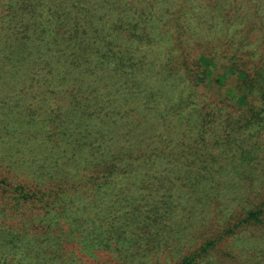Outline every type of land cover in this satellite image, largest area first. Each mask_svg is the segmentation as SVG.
Instances as JSON below:
<instances>
[{"label": "trees", "instance_id": "trees-1", "mask_svg": "<svg viewBox=\"0 0 264 264\" xmlns=\"http://www.w3.org/2000/svg\"><path fill=\"white\" fill-rule=\"evenodd\" d=\"M189 1L205 26L187 0H0V190L17 218L0 229V264L96 251L223 264L231 235L264 261V199L203 244L187 238L189 201L223 210L237 177L264 195V29L226 39L230 0Z\"/></svg>", "mask_w": 264, "mask_h": 264}, {"label": "rangeland", "instance_id": "rangeland-1", "mask_svg": "<svg viewBox=\"0 0 264 264\" xmlns=\"http://www.w3.org/2000/svg\"><path fill=\"white\" fill-rule=\"evenodd\" d=\"M188 2H191L187 0ZM228 2V0L226 1ZM256 0H230V4H228L226 15L228 16L225 21L222 22L223 19H220L216 25L217 32L222 37L226 39H238L241 38L245 33L243 29L244 25L251 24L255 25L256 27L261 26V29H264V13H262V10H258ZM194 3L191 2L190 5V11L188 12L187 17L190 19V25L196 27V22H204L203 19L198 16V12L195 8H193ZM258 7V8H257ZM248 8V9H247ZM202 17L206 19L205 16ZM244 21V22H243ZM205 26V24H204ZM258 37L264 38V33L257 34ZM226 77L227 75L224 74ZM16 171V170H15ZM10 176L12 177L10 180L12 185L17 184L16 176H13V171L8 172ZM221 181V180H219ZM254 180H246V179H240L238 180V177L233 180V185L230 183H223L225 190L224 192L218 193V195H221L224 193L221 202L219 203V200H217V203L223 204L225 203V208L222 210H219L218 208H215L213 206L212 208L208 206L207 209H200L198 206L192 203V201L188 202V206L190 207L189 210L186 212V219H185V226L187 228V238L191 240L192 243H194V247L199 246L200 244H203L205 242V239L211 237L214 235L215 232H218L223 227H225L228 223L233 224L234 222L241 219V217H244L245 215V207L248 208L250 204L254 202V200H263L264 195L263 193H257L255 191L256 183H254ZM221 185V186H222ZM264 186V183H263ZM242 188V189H241ZM6 191L0 190V207L3 208V213L6 216L1 215L0 218V229H3L7 231V224L9 222L16 223L17 218L13 214V212L10 210L12 208L13 204V195L12 188L9 187L7 189H4ZM242 190V191H241ZM242 192L243 197H241V194L238 193L239 196H234L235 200L231 201L233 192ZM239 198V199H237ZM242 199V200H240ZM196 201V200H195ZM241 204V206H239ZM243 207V208H242ZM28 205H25L23 209L25 212L28 211ZM181 210H178L179 213ZM202 211V212H201ZM29 214V211H28ZM30 216V215H29ZM231 216V217H230ZM3 223V224H2ZM241 229V228H240ZM237 232L240 234L245 233L240 230ZM30 230V229H29ZM246 231H248L247 234L254 232V230L249 227L246 228ZM41 233V230L39 231ZM15 235H13L14 240L18 241L20 239V235L17 236V231H13ZM9 235H11L10 232H8ZM19 237V238H18ZM260 237V236H259ZM4 237L0 238V241H3ZM234 236H229L226 241L224 242L225 245H223V249L221 250V247L219 246V259L223 264H252L253 258H250L249 255H245L243 252H241L240 248L237 247L238 244H232L233 243ZM29 250H32L33 248H37V246H42L39 241H35V243H32L31 239H29ZM228 247H227V246ZM229 245H232L234 247L233 250L229 248ZM45 246V244H43ZM48 246V245H47ZM32 248V249H30ZM216 249V247H214ZM52 249V248H50ZM40 250V249H39ZM217 249L214 251V255L217 254ZM255 252H253L254 254ZM42 254V252L40 253ZM224 254L225 258H221L220 255ZM97 259L98 263L94 262V259ZM8 262L12 261V257L10 256ZM90 261H93L95 264H138L136 262H125L121 263L118 262L115 258H112V256L105 254L103 251H96L93 257L91 256H83L82 262H74L76 264H88ZM158 264H168L169 261H165L163 257H158L157 259ZM172 262V261H171ZM170 262V263H171ZM169 263V264H170ZM260 264H264V261Z\"/></svg>", "mask_w": 264, "mask_h": 264}]
</instances>
